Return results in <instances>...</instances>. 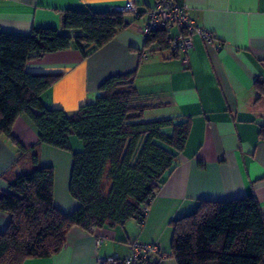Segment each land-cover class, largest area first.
Wrapping results in <instances>:
<instances>
[{"label":"crops","instance_id":"0c3cea01","mask_svg":"<svg viewBox=\"0 0 264 264\" xmlns=\"http://www.w3.org/2000/svg\"><path fill=\"white\" fill-rule=\"evenodd\" d=\"M129 1L136 3L139 16L127 15L129 25L104 47L88 45L84 54L72 45L33 59L27 67L64 73L42 98L47 106L68 113L93 101L108 77L135 72V84L150 102L167 116L191 120L187 144L143 222L132 219L93 233L74 226L60 252L23 264H97L99 257L126 256L135 240L158 244L167 254L165 264H178L171 255V223L195 212L201 201L253 194L264 215V93L256 85L264 81V0H176L215 35L211 43L195 35L194 47L178 56L157 50L156 44L145 46L140 27L155 0H0V28L30 34L37 27H62L64 10L105 11ZM178 32L171 30L172 36ZM13 132L27 147L39 142L28 115L16 119ZM71 143L80 150L75 136ZM38 150L40 164L55 169L56 207L73 213L79 203L69 192L72 154L46 144ZM19 154L17 145L2 135L0 196L10 191L11 180L32 167L30 160L19 161ZM10 221L11 214L0 211V232Z\"/></svg>","mask_w":264,"mask_h":264},{"label":"trees","instance_id":"16d2710c","mask_svg":"<svg viewBox=\"0 0 264 264\" xmlns=\"http://www.w3.org/2000/svg\"><path fill=\"white\" fill-rule=\"evenodd\" d=\"M128 25L127 12L117 9H68L62 14V27H37L30 34L0 28V137L17 145L19 161L32 164L0 196V211L11 214L7 229L0 232V264L57 254L74 226L93 233L132 219L143 222L176 168L191 120L145 119L156 104L138 90L135 72L108 77L93 101L68 113L47 106L42 98L64 73L27 67L33 59L72 45L84 54L88 45L102 48ZM171 37V30L160 28L145 38V46L156 44L157 50L178 56L170 47ZM256 85L264 93V81L257 80ZM24 114L38 128L35 146L27 147L13 132L16 119ZM72 136L81 140L82 149H73ZM42 144L72 154L69 192L79 207L71 214L55 205V169L40 164ZM171 224V255L178 264H264V215L253 194L203 200L195 212Z\"/></svg>","mask_w":264,"mask_h":264},{"label":"built area","instance_id":"2783aa9c","mask_svg":"<svg viewBox=\"0 0 264 264\" xmlns=\"http://www.w3.org/2000/svg\"><path fill=\"white\" fill-rule=\"evenodd\" d=\"M116 9L139 16L134 1H129ZM160 28L178 29V34L170 38L169 44L171 49L179 54H185L194 47L195 35L201 36L206 43H211L215 39L213 32L199 26L189 14L188 7L179 5L176 0H155L154 6L147 12L140 32L146 38ZM100 242L101 240H98V243ZM166 258L167 254L158 244L135 240L130 244V251L126 256L99 257L97 264H165Z\"/></svg>","mask_w":264,"mask_h":264},{"label":"rangeland","instance_id":"374dc122","mask_svg":"<svg viewBox=\"0 0 264 264\" xmlns=\"http://www.w3.org/2000/svg\"><path fill=\"white\" fill-rule=\"evenodd\" d=\"M127 15H131V13H127ZM168 114V112H167ZM166 113H164L159 107H155L153 109H149L145 113V119H159L161 117H168ZM76 140L82 144L81 140L78 139L77 136H75ZM59 149V148H58ZM80 149H82V145H80ZM62 150V149H61ZM66 151V150H65Z\"/></svg>","mask_w":264,"mask_h":264}]
</instances>
